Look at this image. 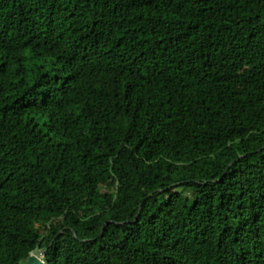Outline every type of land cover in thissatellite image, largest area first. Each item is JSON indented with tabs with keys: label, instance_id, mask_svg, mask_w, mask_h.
<instances>
[{
	"label": "trees",
	"instance_id": "1",
	"mask_svg": "<svg viewBox=\"0 0 264 264\" xmlns=\"http://www.w3.org/2000/svg\"><path fill=\"white\" fill-rule=\"evenodd\" d=\"M264 264V0H0V264Z\"/></svg>",
	"mask_w": 264,
	"mask_h": 264
},
{
	"label": "water",
	"instance_id": "2",
	"mask_svg": "<svg viewBox=\"0 0 264 264\" xmlns=\"http://www.w3.org/2000/svg\"><path fill=\"white\" fill-rule=\"evenodd\" d=\"M44 255H42L43 257ZM24 264H44L43 260L38 256L31 254Z\"/></svg>",
	"mask_w": 264,
	"mask_h": 264
},
{
	"label": "rangeland",
	"instance_id": "3",
	"mask_svg": "<svg viewBox=\"0 0 264 264\" xmlns=\"http://www.w3.org/2000/svg\"><path fill=\"white\" fill-rule=\"evenodd\" d=\"M34 255L37 257L39 256L43 260V257H42L43 254L40 253V254H34Z\"/></svg>",
	"mask_w": 264,
	"mask_h": 264
}]
</instances>
